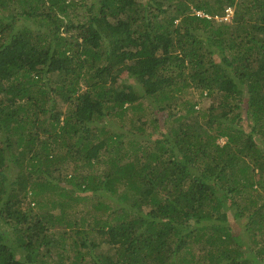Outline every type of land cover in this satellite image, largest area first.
Listing matches in <instances>:
<instances>
[{
	"label": "trees",
	"instance_id": "1",
	"mask_svg": "<svg viewBox=\"0 0 264 264\" xmlns=\"http://www.w3.org/2000/svg\"><path fill=\"white\" fill-rule=\"evenodd\" d=\"M0 264H264V0H0Z\"/></svg>",
	"mask_w": 264,
	"mask_h": 264
},
{
	"label": "rangeland",
	"instance_id": "2",
	"mask_svg": "<svg viewBox=\"0 0 264 264\" xmlns=\"http://www.w3.org/2000/svg\"><path fill=\"white\" fill-rule=\"evenodd\" d=\"M231 15H232V14H231ZM231 15L226 16V17H227V20L229 19V17H231ZM223 20H224V19H223ZM192 93H193L192 95H193L194 98L199 99V98H198V95H199L198 91H194V92H192ZM203 97H204V95L202 96V98H203ZM204 104L207 105L208 102H207V101H206V103L201 102V103H199V104L196 106V108L199 109V108L202 107V105L205 106ZM161 115H162V113H161ZM119 125H120V122L118 123V121H117V122H114V123L112 124V127H117L118 129H120V128H119ZM218 141L222 143V142L224 141V138H220ZM82 203H83V206L87 207V209H88V208H91V201L86 200V201H83ZM111 203H112V202H111ZM87 218H88L87 221H91V220H92L91 217H87ZM238 230H239V228L236 226L235 231H238Z\"/></svg>",
	"mask_w": 264,
	"mask_h": 264
},
{
	"label": "built area",
	"instance_id": "3",
	"mask_svg": "<svg viewBox=\"0 0 264 264\" xmlns=\"http://www.w3.org/2000/svg\"><path fill=\"white\" fill-rule=\"evenodd\" d=\"M231 13H232V10L228 8V9L226 10V15H225L222 19L227 20V17H226V16L231 15Z\"/></svg>",
	"mask_w": 264,
	"mask_h": 264
},
{
	"label": "clouds",
	"instance_id": "4",
	"mask_svg": "<svg viewBox=\"0 0 264 264\" xmlns=\"http://www.w3.org/2000/svg\"><path fill=\"white\" fill-rule=\"evenodd\" d=\"M228 8L232 10V8H230V7H228ZM228 8H226V10H227ZM197 13H198V14H202L201 12H197ZM231 14H233V11H232V13H231ZM225 15H226V11H225ZM225 15H224V16H225ZM224 16H223V17H224ZM223 17H221V18H218V17H217V19H220V20H222V18H223Z\"/></svg>",
	"mask_w": 264,
	"mask_h": 264
}]
</instances>
